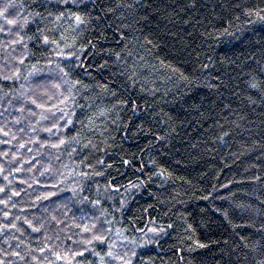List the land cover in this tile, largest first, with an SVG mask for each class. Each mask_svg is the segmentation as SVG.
Segmentation results:
<instances>
[{"label":"trees","instance_id":"1","mask_svg":"<svg viewBox=\"0 0 264 264\" xmlns=\"http://www.w3.org/2000/svg\"><path fill=\"white\" fill-rule=\"evenodd\" d=\"M11 3L0 264H264V0Z\"/></svg>","mask_w":264,"mask_h":264},{"label":"snow or ice","instance_id":"2","mask_svg":"<svg viewBox=\"0 0 264 264\" xmlns=\"http://www.w3.org/2000/svg\"><path fill=\"white\" fill-rule=\"evenodd\" d=\"M61 2H62L63 4H65V5H67V4L69 3V0H61ZM72 3H73V5H74V4H75V0H72ZM40 7H43V4H41ZM16 8H17V5L14 4V3H11V0H9V2L5 4L4 8H3V9H0V15H3V16H4V18H5V23H6V24H17V23H18L15 19H8V15L11 14V13L9 12V9H16ZM253 14H255V15H256L257 17H259L260 19L264 20V8H259V7H257V8H255V9H251V10H249L248 12H246V15H248V16H251V15H253ZM35 15H36V16H40L41 13H40V12H37V13H35ZM49 15H51V13H49ZM72 15H73V18H74L75 22L77 23V25L84 24V23H88V22H90V21L92 20V17H89V16H81V15H79V14H75V13H73ZM62 16H63V13H60V15L56 16V19L59 20V19H61ZM95 20H96L98 23L103 22V21H102V17H100V16L95 17ZM24 23L26 24L27 21H25ZM2 30H3V29H0V31H2ZM38 31H39V29H38ZM224 31L227 32V29L225 28ZM38 38H39V37H37V39H38ZM22 40H23V37H20V39H19L18 41H14V43L22 42ZM43 43H44V44H48V43L56 44V43H58V42H57L56 40H51V41H50L48 36H44V37H43ZM149 43H151V42L149 41ZM58 54H62V53H58ZM118 58H119V57H118ZM20 62L23 63V60H21ZM14 75H18V74H14ZM12 78H13L12 76H8V75H4V76L2 77V79L5 80V81H7V80H11ZM252 86L255 87V85H252ZM31 103L34 104V105H36L38 108H43V107H44V105H42V104H36V101H35V100H31ZM21 111H23V109H21ZM42 118H46V117H42ZM19 122H20V121H17V123H19ZM56 126H57V125H54V127H56ZM33 131H35V129H33ZM44 131H46V132H51L52 130L46 128V129H44ZM4 135L7 136L8 133L5 132ZM63 143H64V141H63V140H60V144H63ZM21 146L23 147V145H21ZM58 146H59V145H53V147H58ZM4 155L6 156L7 153H4ZM0 171H3V169H0ZM164 174H165V173H164L163 170L160 171V172L158 173V175H161V176H164ZM4 179L7 180V177L5 176ZM0 191H3V189H0ZM16 195H19V193H16ZM0 203H5V204H6L7 201H0ZM96 203H99V201H97ZM7 215H8V213L5 212V216H7ZM25 223H27V224L29 225V227H32L30 221L25 220ZM11 226H12L13 228L16 227L15 224H12ZM5 228H7V225H5ZM84 230H85V231H91V229H89L87 226H85V229H84ZM32 231H33V232H40V231H41V228L32 227ZM93 239L96 240V241H99V242L103 243L104 240H105V237L94 235V236H93ZM89 243H91V241H89ZM40 251H44V249L41 248ZM15 255H16V256H20V253L17 252V253H15ZM107 255H108L109 257H111V256H112V251H111V250L108 251V252H107ZM133 255H135V253H133ZM58 258L62 259L63 257H58ZM121 259H122V258H121ZM125 264H131V262H130V261H125Z\"/></svg>","mask_w":264,"mask_h":264}]
</instances>
